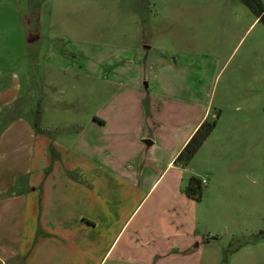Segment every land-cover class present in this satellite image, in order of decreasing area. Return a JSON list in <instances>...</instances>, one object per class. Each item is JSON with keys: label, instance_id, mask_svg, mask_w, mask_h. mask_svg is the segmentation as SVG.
<instances>
[{"label": "rangeland", "instance_id": "1", "mask_svg": "<svg viewBox=\"0 0 264 264\" xmlns=\"http://www.w3.org/2000/svg\"><path fill=\"white\" fill-rule=\"evenodd\" d=\"M259 2L264 8V0ZM47 73L53 92L44 87L50 82L44 78L43 83ZM143 77L151 79L150 91L158 98L157 105L198 103L199 113L206 111L203 122L212 123L213 129L185 165L165 173L183 179L182 193L190 178L200 182L201 197L191 203L189 217L175 219L176 211L169 205L170 212L162 208L167 214L165 223L155 215L147 219L152 227H167L160 233L190 232L189 238L177 240L176 249L170 250L171 238L140 247L134 236L127 248L128 257L146 251V263L137 264H155L148 260L153 250L174 253L187 243L193 249L200 244L202 249L186 259L170 257L159 264H264V22L256 12L241 0H0V94L15 89L10 116L36 127L34 178L39 174L40 140L48 141L41 159L47 164L44 181L58 173L55 161L62 164L70 158L65 147L77 137L79 124L89 116L108 117L115 97L116 109L122 110L126 94H120L124 89L120 84ZM133 95L129 92L128 99ZM42 125H50L51 133L38 131ZM117 127L112 121L107 128H96L100 130L93 136L98 170L91 175L80 169L68 173L62 165L60 171L86 189L90 178L97 194L103 193L104 185H110L111 190L119 188L104 183L106 170H116L107 161L114 160L124 145L130 151L128 159H134L135 144H121V152L104 149ZM17 137L22 145L28 144L27 136ZM87 141L80 136V144ZM6 144L5 138L0 151L9 153ZM14 145L16 149L21 146L18 142ZM0 163H4L2 171L6 170V160L0 158ZM15 168L17 173L25 170ZM63 187L74 194L73 187ZM157 192L150 200L158 197ZM36 194L39 206L40 191ZM125 200L121 199V205L128 211ZM150 200L134 214L136 218L127 230L130 237L140 224L138 220L149 211ZM119 204V199H113L112 223ZM153 205L158 206V202ZM38 216L36 220L42 224ZM55 216L57 213L52 214ZM8 217L11 214L3 219ZM10 234L2 229L0 243L10 244L5 240ZM50 234L53 232L37 227L20 254L0 264H57L56 246L50 245L56 238L46 242ZM192 236L197 240L192 241ZM42 243L46 244L41 251ZM120 247L103 264H135L116 260L123 249Z\"/></svg>", "mask_w": 264, "mask_h": 264}, {"label": "crops", "instance_id": "2", "mask_svg": "<svg viewBox=\"0 0 264 264\" xmlns=\"http://www.w3.org/2000/svg\"><path fill=\"white\" fill-rule=\"evenodd\" d=\"M44 78L50 82L47 83ZM43 80V83L46 82L44 87L53 92L54 84L51 83V76L48 77L47 73L43 76ZM120 86L124 88L120 94H126L124 108L122 110L116 109L115 97L110 106L111 110L108 117L98 115L86 117L87 120L85 118L84 124H79L80 131L73 143L65 147L67 149L66 155L70 158L62 164L60 161H55L58 173L53 172L44 181H42L43 173H45L47 164L44 165L41 159L47 152L48 141L40 140L39 158L40 156L41 158L40 162L37 161L39 174L34 175V178L32 176V164L34 144L37 139L36 127L34 126V129L21 118L10 116L9 107L16 101L15 89L0 94V144L6 138V146L8 145L11 149L9 153L0 151V158L7 162V169L4 171H2L4 163H0V231L6 229L11 233L5 239L10 244H6L4 241L0 243L1 262L17 257L22 248L25 247L24 244H28V241L32 239L37 227L53 232V234L47 235L46 242L49 241V238H56L52 239L55 242L50 245L56 246L57 264H69V262L71 264H103L112 256L118 245L123 248L116 259L118 262L146 263L143 260V257H146V251H139L136 256L128 257L127 248L129 243L134 242V236L140 247H151L155 240L171 238L173 246L170 250L176 249L174 245H176L177 240L180 242L187 241L190 232L183 234L181 231H173L170 235L160 233L161 230H167V227H152L147 223V219L150 216L153 218L155 215L160 217V223H165V215L167 214L162 211V208H166V211L170 212V206L175 208H172L174 212L176 211L175 216H173L175 219H181L182 216L186 215L187 218L189 217L190 205L196 200L182 193L180 184H182L183 179L181 177L173 174L166 176L165 173L166 171L167 173L174 172L176 165L180 166L175 162V159L192 134L203 123L206 111L199 113L198 103L193 106L191 101H183L178 105H157L155 100L158 98L150 91L152 81L145 77L133 80L129 84L124 82ZM14 87L16 86L14 85ZM131 91L135 95L128 99V93ZM143 92L146 96L143 95ZM171 108H173L172 111ZM176 114L179 115V119ZM112 121L119 127L113 129L110 142L105 144L104 149L121 152L123 147V151L116 155L114 160L107 161L116 170L114 172L106 170L108 174H104L106 176L104 183H113L119 188L111 190L110 185H108L109 187L104 185L103 193L97 194L98 191H94V182L90 178H88L89 182L83 181L87 183L86 185H90L86 189L79 181H75V178L63 174L60 171V166L64 165L68 169V173L80 169L82 172L91 175L94 170H98L96 165L97 149L93 136L96 135L97 131H100L96 129L97 127L107 128ZM177 121L178 127L176 126ZM127 124L129 126L125 127ZM17 125L19 127H16ZM49 127L50 125H42L37 130L43 133H51L48 130ZM162 132H167V134L161 135ZM21 134L28 137L27 145H22L19 142L17 136ZM14 135L16 136L13 137ZM80 136L86 137L88 141L80 144ZM127 141L135 144L132 153L135 156L134 159H128L130 151L126 150V145L118 149L121 144H125ZM16 142L21 145L18 149L14 145ZM61 148L62 146H60ZM158 151L159 154H157ZM20 166L25 170L19 169L20 171L18 170L17 173L15 167ZM10 167H12L11 171L9 170ZM63 185L69 188L73 187L75 189L74 194L67 191ZM156 190H158V197L150 200ZM39 191L42 198L40 197V203L37 206L36 192ZM5 193L8 196L6 198H4ZM50 193L52 196L45 197L51 195ZM138 196L139 199L137 200ZM113 199H119V205H121V199H126V207L129 209L124 211V205L119 206V209L116 210L117 217L114 223L111 222ZM134 200L137 201L136 204ZM149 200L151 202L149 211H145L143 220L141 218L138 220L140 224L135 225L130 237L127 232L128 228ZM157 202L158 206L153 205ZM166 205L168 206L166 207ZM72 207L75 208L74 212H71ZM65 209L72 214H68ZM37 210L40 212L37 213ZM136 211L138 212L136 213ZM7 213L11 214V217L3 219ZM54 213L58 215L55 218L52 217ZM37 216L41 219L42 224L40 222L38 224ZM191 239L192 241L197 240L195 236H192ZM45 244L42 243L41 251ZM187 245L186 243L182 248L183 250L174 253L171 251L160 253L153 250V253L149 255L152 258L149 257L148 260H154L152 262L159 264L160 261H167L170 257L186 259V257L192 256V253L202 249L200 244H197L196 249Z\"/></svg>", "mask_w": 264, "mask_h": 264}, {"label": "trees", "instance_id": "3", "mask_svg": "<svg viewBox=\"0 0 264 264\" xmlns=\"http://www.w3.org/2000/svg\"><path fill=\"white\" fill-rule=\"evenodd\" d=\"M245 5L256 12L259 21L264 22V8H261L259 0H241ZM213 129V124L203 122L187 141L181 152L175 159L179 165H185L200 148L207 136ZM184 194L193 199H199L201 196L200 182L195 178H190L187 187L184 189Z\"/></svg>", "mask_w": 264, "mask_h": 264}]
</instances>
